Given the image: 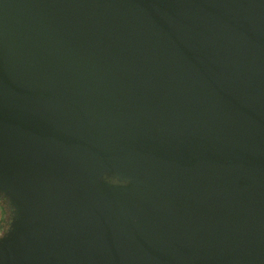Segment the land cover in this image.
<instances>
[{"label":"water","instance_id":"obj_1","mask_svg":"<svg viewBox=\"0 0 264 264\" xmlns=\"http://www.w3.org/2000/svg\"><path fill=\"white\" fill-rule=\"evenodd\" d=\"M0 264H264V0H0Z\"/></svg>","mask_w":264,"mask_h":264},{"label":"trees","instance_id":"obj_2","mask_svg":"<svg viewBox=\"0 0 264 264\" xmlns=\"http://www.w3.org/2000/svg\"><path fill=\"white\" fill-rule=\"evenodd\" d=\"M4 199L5 201L3 202V206H0V230H3L4 233H7L15 222L16 212L9 199L5 197Z\"/></svg>","mask_w":264,"mask_h":264},{"label":"rangeland","instance_id":"obj_3","mask_svg":"<svg viewBox=\"0 0 264 264\" xmlns=\"http://www.w3.org/2000/svg\"><path fill=\"white\" fill-rule=\"evenodd\" d=\"M0 206L2 207L3 206V202L5 201V199H4V197L3 196H0ZM6 233H4V231L3 230H0V238L2 237V236H4Z\"/></svg>","mask_w":264,"mask_h":264}]
</instances>
